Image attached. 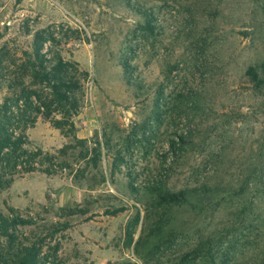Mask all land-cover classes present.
<instances>
[{
  "label": "rangeland",
  "instance_id": "rangeland-1",
  "mask_svg": "<svg viewBox=\"0 0 264 264\" xmlns=\"http://www.w3.org/2000/svg\"><path fill=\"white\" fill-rule=\"evenodd\" d=\"M0 215L46 264H264V0H0Z\"/></svg>",
  "mask_w": 264,
  "mask_h": 264
},
{
  "label": "trees",
  "instance_id": "trees-1",
  "mask_svg": "<svg viewBox=\"0 0 264 264\" xmlns=\"http://www.w3.org/2000/svg\"><path fill=\"white\" fill-rule=\"evenodd\" d=\"M249 74L256 79L255 72L249 70ZM66 87L65 83H59L52 86V91L56 98L60 101H65V94L61 92ZM10 142H2V147H6ZM174 145V143H173ZM169 200H182L176 194H168L164 199ZM29 222L18 218H5L0 215V238L10 241H17L14 234L17 228L20 226L28 225ZM0 264H46L45 260L40 257L39 253H36V246L31 245L29 247L22 244H17L15 247L10 246L8 250L1 253L0 250Z\"/></svg>",
  "mask_w": 264,
  "mask_h": 264
}]
</instances>
